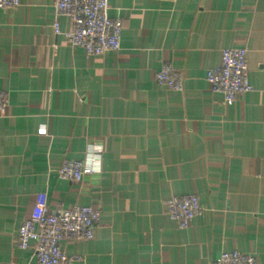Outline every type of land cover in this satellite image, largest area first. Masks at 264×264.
I'll return each mask as SVG.
<instances>
[{
  "label": "crops",
  "instance_id": "obj_1",
  "mask_svg": "<svg viewBox=\"0 0 264 264\" xmlns=\"http://www.w3.org/2000/svg\"><path fill=\"white\" fill-rule=\"evenodd\" d=\"M55 1L0 15V264H36L18 231L44 202L101 210L92 241L63 244L73 264H264V0H110L121 50L98 57L55 36ZM244 47L254 90L228 106L206 73ZM165 65L182 93L156 83ZM94 146L99 173L60 178ZM187 195L204 212L181 230L166 203Z\"/></svg>",
  "mask_w": 264,
  "mask_h": 264
},
{
  "label": "built area",
  "instance_id": "obj_2",
  "mask_svg": "<svg viewBox=\"0 0 264 264\" xmlns=\"http://www.w3.org/2000/svg\"><path fill=\"white\" fill-rule=\"evenodd\" d=\"M22 0H0V15L19 9ZM56 20L53 23L55 36L63 37L69 45L82 49L85 54L102 56L121 50L123 24L120 18L109 15L110 0H56ZM72 25L64 31L61 19ZM248 50L244 48L225 50L218 67L209 69L206 81L212 91L224 97L228 106L253 92L249 80ZM159 86L180 94L184 91V79L172 65H165L155 76ZM9 105L8 96L0 92V113ZM45 135L46 130L42 129ZM102 149L91 147L82 161H64L59 176L71 182H81L86 176L101 170ZM168 217L181 230L190 227L195 218L201 216L204 208L196 195L173 197L166 203ZM101 210L94 207L77 206L72 210L52 211L46 202L35 209L18 231V245L22 250L34 248L36 264H73L79 257H69L63 244L92 241L101 222ZM212 264H262L256 257L239 251L222 253Z\"/></svg>",
  "mask_w": 264,
  "mask_h": 264
}]
</instances>
